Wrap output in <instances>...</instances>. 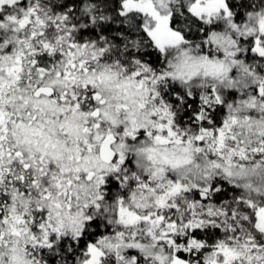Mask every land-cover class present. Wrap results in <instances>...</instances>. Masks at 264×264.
<instances>
[{"label": "trees", "instance_id": "1", "mask_svg": "<svg viewBox=\"0 0 264 264\" xmlns=\"http://www.w3.org/2000/svg\"><path fill=\"white\" fill-rule=\"evenodd\" d=\"M126 1L24 0L17 5L23 9L39 5V13L47 11L60 26L56 30L53 21L47 24L46 30L41 29L44 40L36 37L41 31L30 29L19 39L24 48L22 56L28 54L35 69L46 73L54 71L52 86L58 87V79L62 80L58 75L62 73L66 60L76 55L77 77L92 70L99 74L93 83L86 84L77 78L70 96H63L60 102L55 100L61 93L60 88L54 98L46 102L34 101L33 89L40 82L47 83V74L11 88L13 91L8 95L5 109L11 112L14 122L20 112L34 107L40 110L41 125L38 124L29 140L30 170L21 171L20 165L14 166L15 171L5 175L0 182V223L13 211L26 227L50 228L53 219L63 223L57 218L59 209L55 208L59 204L52 193L37 191L41 187V178L48 181L52 175L45 176L49 175L45 172L55 170L57 165L61 173L64 168H73L71 175L77 184L73 183V186L78 188L67 187L66 193H73L74 197L78 194L83 200V191H77L84 182L79 163L87 151H97L103 134L122 132V127L116 129L112 126V123L122 124L130 112V107L121 102L127 92L123 90L125 87L121 89L120 81L137 68H150V88L156 95L153 98L154 95L149 93L146 103L169 107L180 129L194 134L206 130L217 135L230 123L238 126L257 119L264 125V56L256 52L258 30L249 21L252 13L264 10V0H227L232 16L224 24H207L192 13L190 2L193 0H155V5L169 15L171 29L181 33L184 40L177 52L169 55H164L156 47L145 29L141 13H124ZM17 7H5L0 11V23L6 16L15 14ZM0 35V46L4 51L1 55L13 54L15 47L11 43L9 48H4L7 32L3 30ZM44 44L48 46L44 47ZM110 70L115 72L114 75L109 73ZM148 84L151 85L150 82ZM213 88L222 98L220 102L208 105L205 96L212 93ZM64 100L69 104L63 103ZM94 109L100 110L99 118L91 117L87 122L86 117ZM5 135L0 143L1 151L6 150L4 139L16 135V131L11 127ZM56 144L59 150L52 155L49 151ZM262 147L254 145L247 149L251 154L248 156H253V161H261L264 157ZM260 172L264 174V170ZM136 188L134 181L113 177L100 187V194L105 198L115 192L116 197L112 198L115 202L131 194L136 196ZM62 189L63 192L65 189ZM93 199H86L88 206L84 211L87 220L79 236L63 235L58 226L52 239L42 247L28 245L30 251L25 264H80L91 245L104 238H117L118 228L111 220L117 215L103 216L96 210ZM184 199L178 201V209L170 210L171 220L177 224L184 225L190 220L195 203L222 209L226 216L217 214L210 219L206 216V220H210L208 224L188 230L186 236L175 234L173 244L141 238L105 240L106 261L109 258V264H171L176 256L190 263L206 264L208 255L219 243L230 242L235 237L251 239L252 243L264 247V235L257 228L258 207L252 208L250 192L236 182L216 176L206 198L194 190ZM82 203L79 202L80 209L86 206ZM67 204L61 209L63 215H67ZM191 240L202 243V248L187 250ZM10 241L0 240V264H23L21 255H13L7 250L6 245Z\"/></svg>", "mask_w": 264, "mask_h": 264}, {"label": "rangeland", "instance_id": "2", "mask_svg": "<svg viewBox=\"0 0 264 264\" xmlns=\"http://www.w3.org/2000/svg\"><path fill=\"white\" fill-rule=\"evenodd\" d=\"M23 1L0 0V11H3L5 7H17ZM39 10V5L27 9L17 7L15 14L6 16L5 20L0 23V34L3 30L8 34L6 40L4 39V48L11 44L15 47L13 54L1 55L4 51L1 49L3 46H0V143L6 136L7 130L14 124L11 112L5 109L8 95L10 91H13L11 88H14L17 83L30 81L38 75L43 78L47 74L50 79H46V84L40 82L36 85L33 89L35 92L41 86L51 85V80L55 78L52 77L54 71L46 73L37 70L29 60L28 54L22 56L24 48L21 47L23 43L19 39L28 34L26 31L28 29L38 32L41 29L46 30L47 24L54 21L47 11L42 10V13H39ZM190 10L207 24H224L232 16L227 0H193L190 2ZM132 11L143 15L146 31L164 55L177 52L184 41L183 37L181 33L171 29L169 15L155 5V0H127L124 3V13ZM249 21L258 30L256 52L264 56V10L252 13ZM54 23L57 30L60 26L55 21ZM36 37L44 40L42 31ZM30 38H33V35ZM45 46L48 45L44 44ZM77 58V55L68 58L62 73L58 75L62 77V80L60 81L59 78L57 83L61 93L55 99L59 102L63 96H70L77 78L86 84L93 83L94 78L97 80L96 75L99 74L97 70L88 71L77 77ZM109 73L114 75L115 72L110 70ZM120 85H123L121 89L125 87L126 89L123 90L127 92L124 94L125 97L121 98V102L130 107V112L126 115L124 122L122 120V124L112 123L116 129L122 127V132L103 134L100 137L97 151H87L82 162L79 163L78 169L84 174V182L83 187L78 184L77 191H83V200L78 194L74 197L73 193H66L65 188L73 186V183L77 185L76 179L71 175L73 168H64L61 173L57 165L55 170L45 172L49 173V175L44 174L45 176H52L48 181L40 176L42 182L37 191L52 193V197L59 204L55 208L59 209L57 218L63 223H58L53 219L50 228L36 225L26 227L22 224L20 217L15 215L16 211L10 212L0 223V232H2L0 240H11L7 242V250L13 255H21L24 259L23 264H25L30 251L28 245L32 248L42 247L43 243L52 239L58 226L61 227L63 235L79 236L87 220L84 210L88 206L86 199L90 197H94L96 210L103 216L109 218L110 215H117L116 219L111 220L118 228L116 233L118 239L108 237L98 244L91 245L80 264H109L110 259L106 261L107 255L103 248L105 240L141 238L173 244L175 234L186 236L188 230L192 231L208 224L210 220H206V216L209 219L217 214L226 216L222 209L195 203L192 206L190 220L186 224L180 225L171 220L170 210L178 209V201L185 200L187 193L198 190L202 197L206 198L210 191L211 181L216 176L229 178L250 192L253 199L252 208L258 207L257 228L264 235V174L260 172L264 170V157L261 161H253L254 157L248 156L249 152H247V149L250 150L254 145L258 147L264 145L262 142L263 122L253 119L238 126L230 123L220 129L217 135L206 130L194 134L176 125L174 115L166 105L146 103L149 93L154 95L153 98L156 95L150 88L152 76H150L149 67L137 68L127 78H122ZM221 98L219 91L213 88V92L205 96V101L206 104L211 105L220 102ZM68 99L72 100V98ZM68 102L63 101V103ZM95 112H98L100 116V110L94 109L85 120L88 122L91 117H94ZM110 134H114L119 141L114 145L117 158L112 164L107 165L100 160V148L103 140ZM263 148L264 146L262 151ZM58 150L59 145L56 144L49 152L54 155ZM7 156L8 151L5 149L1 151L0 144V182L5 175L15 171V165L9 161ZM28 165L30 162L26 159L19 169L25 170ZM90 173L95 174L92 181H88ZM113 177L128 182L134 181L138 188H136V196L131 194L129 197L119 198L114 202L112 198L116 197V193L112 192L103 198L100 194V187ZM62 188L65 189L63 192ZM48 197L51 196L48 195ZM75 199L77 202L74 203ZM80 201L86 204L83 209L79 207ZM66 202L68 203L66 205L67 215H63L61 209ZM14 240L17 242H13ZM250 240H240L239 237H235L230 242L219 243L208 255L206 264H264V247L257 246ZM201 248L202 243L191 240L186 249L200 250ZM171 264L196 263H190L175 256Z\"/></svg>", "mask_w": 264, "mask_h": 264}, {"label": "flooded vegetation", "instance_id": "3", "mask_svg": "<svg viewBox=\"0 0 264 264\" xmlns=\"http://www.w3.org/2000/svg\"><path fill=\"white\" fill-rule=\"evenodd\" d=\"M47 86L52 87L54 89L55 91L54 96L53 97L41 96L37 98L35 97V92H36L35 91L33 92V98L35 103L38 102L36 100L46 102L47 99H52L55 97V95H57L58 93L57 91L59 87L52 85H47ZM34 110H37V112H34ZM40 121H41V113L38 108L35 109L34 107H31V109L27 111L20 112L19 117L16 119V122H14L12 126L13 130L16 131V135H14L16 137L14 138V136H11L10 138L8 136L4 139L5 142L3 144L6 145V150L8 151L7 157L9 161H11L13 165H15V167L21 165V163H23L27 159V161L30 162V165L26 166L25 171L30 170L31 161L29 159L30 155L28 152L29 140L32 139L31 135L34 133V131L36 132L35 128H38V124L41 125Z\"/></svg>", "mask_w": 264, "mask_h": 264}, {"label": "water", "instance_id": "4", "mask_svg": "<svg viewBox=\"0 0 264 264\" xmlns=\"http://www.w3.org/2000/svg\"><path fill=\"white\" fill-rule=\"evenodd\" d=\"M55 94V91L52 87L44 86L40 87L35 92V97L39 98L41 96L46 97H53ZM98 112H95L93 114L94 118H98ZM118 138L114 134H110L107 136L102 143V146L100 148V160L102 163L110 165L112 164L116 158H117V152L114 149V145L117 143ZM95 174L90 173L88 176V181H92Z\"/></svg>", "mask_w": 264, "mask_h": 264}]
</instances>
